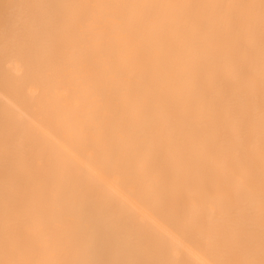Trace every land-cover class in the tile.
<instances>
[{"label": "bare ground", "instance_id": "obj_1", "mask_svg": "<svg viewBox=\"0 0 264 264\" xmlns=\"http://www.w3.org/2000/svg\"><path fill=\"white\" fill-rule=\"evenodd\" d=\"M0 264H264V0H0Z\"/></svg>", "mask_w": 264, "mask_h": 264}]
</instances>
